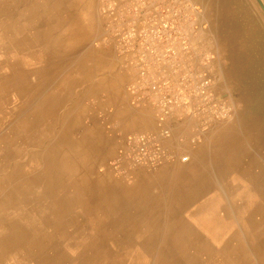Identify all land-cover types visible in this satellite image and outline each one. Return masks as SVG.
Wrapping results in <instances>:
<instances>
[{"label":"bare ground","instance_id":"obj_1","mask_svg":"<svg viewBox=\"0 0 264 264\" xmlns=\"http://www.w3.org/2000/svg\"><path fill=\"white\" fill-rule=\"evenodd\" d=\"M27 1L0 0V264H264L262 124L250 125L256 151L227 141L229 127L204 172L178 176L171 190L140 187L130 208L80 157L77 127L65 128L59 115L64 85L44 92L77 31H58L51 0Z\"/></svg>","mask_w":264,"mask_h":264},{"label":"crops","instance_id":"obj_2","mask_svg":"<svg viewBox=\"0 0 264 264\" xmlns=\"http://www.w3.org/2000/svg\"><path fill=\"white\" fill-rule=\"evenodd\" d=\"M57 1L58 4L55 6V0H51L50 5L53 7L55 13L59 16L58 31L60 33L64 32V34L67 36L66 33L73 30L74 28V31H77L78 35L76 36L79 40L76 39V42H73L74 40H70L69 43L73 42L74 48L65 49L66 51L63 50L62 55H59L60 58L62 57L60 60L63 63V68H61L62 70L59 72L61 75L59 76L58 73L57 75H48L49 77L47 78L51 79L49 82H47L44 92L46 95H49V93H52L58 85H64L61 91V97H63L65 101L61 106L59 115L63 116L65 119V128H73V126L77 127V129H75L72 133V139L75 142H80V146L83 147L79 153L80 157H83V159H86V161L90 160V164L94 165L93 168L95 171L96 167L105 164L112 154L115 156L117 155L119 149V140L116 136V133L126 135L129 133L156 131V117L152 107L147 104L141 107H132L130 105V95L127 90V85L130 84L131 80H133L135 73L131 67L126 65L125 59L108 51L101 54L100 56L94 50H91L93 53L91 51H89V53H87V51L83 52L82 44L88 41L86 39H81L83 38V32L90 31V35L93 37L96 34L95 32L98 33L103 29L101 21L102 18L100 17L101 11L105 13V10L108 8V6H112L116 9L117 14L124 16V14L130 15L129 12H133L135 9H139L141 12L146 14L147 11L167 6L180 8L183 10L189 9L191 7H197L201 9V13L199 14L197 22L195 23L199 27L196 35L193 36V41L196 44L205 45V47L220 48L243 45L241 42L242 38L238 36L237 39L236 35L233 33L234 30H242V27L240 26L241 3L238 2V0ZM262 1L264 3V0ZM27 2L29 5H31L33 0H28ZM254 13L256 14V12ZM108 19L109 18H107L108 30L112 32L114 30V26L112 25V20L109 22ZM69 51L70 53H73L70 54ZM64 52H66V54ZM215 55L217 58V64H221L222 61H224L222 50L216 52ZM205 60L207 61L208 59L206 58ZM229 61L232 62L231 57H229ZM79 69H83V72L88 74L87 78L86 74L84 77L83 73L80 75ZM241 71H243V68ZM53 80L55 82L52 84ZM127 80L129 81L126 85ZM51 123L52 122H50V124ZM101 125L112 127L113 130L111 132L113 133V136L109 138L106 136L105 138L102 129L100 128ZM196 127L197 122L194 120H188L185 123L175 126L174 138L167 144L171 152L176 155L175 161L170 162L153 172H143V174L141 172L138 173V178L135 182L136 184L130 187L123 188V186L121 187L117 183H113L114 181L111 179L112 190L122 195L127 201V206L132 208L134 204L133 201L130 200V202L129 199L134 198L129 197L132 196V194L140 187L144 189L143 191L147 192V190L151 189V187L157 189L160 184V186L164 185L168 190H171L172 188H175V183L178 176L184 175V178H188L194 175L198 170H203L202 172H204L205 147L201 149L196 148L193 150H188L182 155L179 153L180 150H178V142L182 137H184L186 139V143L190 145V140L196 136ZM91 130H93L92 133L94 134H90ZM95 134L103 140V145L105 144L106 147L104 151H109L107 156L105 155L100 157V155H98L100 146L97 142L95 144L92 138V135L94 136ZM204 137L205 133L201 134V139H204ZM262 139L263 138L260 137L261 143L264 142ZM250 142L253 144L250 146L251 150L253 149V151H256L258 148L256 132L250 135ZM88 154H90V156ZM186 156L189 157L190 162L184 164L180 159ZM105 157H108L107 160H105ZM167 168L169 171L166 174L165 170H168ZM105 169H109V166H106ZM109 178H111V175ZM143 178L146 180L144 181ZM136 193L138 192H135L133 195ZM140 195L142 196L141 200L142 198L144 199V195ZM154 196L156 195L154 194L153 197ZM137 197H139V195H137ZM166 202L167 204H170V202Z\"/></svg>","mask_w":264,"mask_h":264},{"label":"built area","instance_id":"obj_3","mask_svg":"<svg viewBox=\"0 0 264 264\" xmlns=\"http://www.w3.org/2000/svg\"><path fill=\"white\" fill-rule=\"evenodd\" d=\"M200 13L197 7L171 6L146 14L135 9L124 16L112 6L105 10L116 31L120 56L135 73L128 88L131 103L151 106L156 117L154 132L119 135V152L110 167L123 179L134 180L137 172H153L175 161L167 144L176 125L196 121V136L190 140L196 145L205 133V114L208 122L230 116L228 106L213 91L201 45L193 41ZM180 160L186 164L189 157Z\"/></svg>","mask_w":264,"mask_h":264},{"label":"rangeland","instance_id":"obj_4","mask_svg":"<svg viewBox=\"0 0 264 264\" xmlns=\"http://www.w3.org/2000/svg\"><path fill=\"white\" fill-rule=\"evenodd\" d=\"M238 2L241 3L240 26L242 27V30H234L233 33L236 35L237 39L238 36L242 38L241 42L243 45L222 48L205 47V45H201V50L205 54V59H208L207 61L205 60V71L207 70V72L212 77L213 91L220 102L228 106L230 110V116L225 119H216L208 122L207 120L209 118L207 114H205L204 139L202 138L196 145H192L191 143L189 145L184 140L185 138L182 137L178 142V150H180L179 153L181 155L186 153L188 150H193L196 148L201 149L203 147L206 148V155L210 151L214 150L217 145H220L221 143L225 144L228 140L232 142V144H236V147L241 150L253 152V149L251 150L250 147L253 145L250 142V135H252L254 132L250 130V125L255 123V120H257L260 124H262V126H264V10L258 0H238ZM261 2L264 5L262 0ZM254 12H256V14ZM100 17L102 18L101 21L103 29L98 33L95 32L96 34L91 37L92 39L90 38L88 40L87 38L90 43L88 41L83 43V52L87 51V53H89L92 48V50L96 51L99 56L106 51L112 52L116 56H120V47H118L114 41L116 31L113 30L111 32L108 30L107 18H109L108 20L110 22V17L102 11ZM88 32L89 31L83 32V36H85V33ZM220 50H222L224 61H222L221 64H217L215 53L219 52ZM229 57H231L232 62L229 61ZM239 68H243V71H241ZM134 78L130 81V84H128L129 80L126 81V85L128 84V92V88L133 83ZM131 101L132 100L130 96V105L134 107ZM100 128L102 129L105 138L106 136L108 138L113 136V133L111 132L113 130L112 127L101 125ZM226 129L229 130V133L231 134V136L228 134L227 137H230V139H226L227 141L221 138L224 131H227ZM119 135L125 136L121 133H116L118 140ZM262 138L264 140V127ZM217 142L219 143L217 144ZM116 156L112 154L108 158L109 160H107L106 165L109 163L108 166H110L111 162L116 158ZM259 162L264 163V159L260 158ZM106 165L103 164L96 167V171L94 170L95 172L93 179L100 176L105 182L109 181L108 185H110L111 181L113 180V183H117L119 186L123 187H130L136 184L135 182L137 181V175L135 176L134 180L121 179V177L112 171L111 167H109V169H105ZM210 169L216 170L218 167H216V169ZM109 174L111 175V178H109ZM181 186L183 187L184 184H181ZM168 195H170V193L166 194L167 197ZM163 201L166 203L167 200ZM251 251L252 249L250 252ZM250 256L252 258V252L250 253ZM13 260H15V257H10L8 259L9 264H13Z\"/></svg>","mask_w":264,"mask_h":264},{"label":"water","instance_id":"obj_5","mask_svg":"<svg viewBox=\"0 0 264 264\" xmlns=\"http://www.w3.org/2000/svg\"><path fill=\"white\" fill-rule=\"evenodd\" d=\"M258 1H259V3H260L261 7H262L263 10H264V5L262 4L261 0H258Z\"/></svg>","mask_w":264,"mask_h":264}]
</instances>
